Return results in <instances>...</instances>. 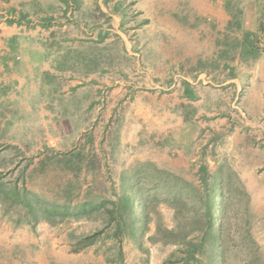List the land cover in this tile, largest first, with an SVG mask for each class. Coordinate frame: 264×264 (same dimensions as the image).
I'll return each mask as SVG.
<instances>
[{"label":"rangeland","instance_id":"rangeland-1","mask_svg":"<svg viewBox=\"0 0 264 264\" xmlns=\"http://www.w3.org/2000/svg\"><path fill=\"white\" fill-rule=\"evenodd\" d=\"M58 1L62 7L16 8L14 18L29 27L73 23L70 33L77 41L66 44L63 37L65 44L51 46L59 72L69 74L29 73L7 64L17 47L1 41L11 7H0V175L8 186L23 180L41 202L66 207L69 216L48 219L0 203V230L6 235L0 237V264H216L210 233L202 253L188 252L207 232L199 198L205 201L206 189H218L216 182L230 184L222 193L223 227L231 235L226 264H264V0H129L133 7L122 21L127 28L118 30L134 53L146 52L150 74L136 73L137 58L125 57L106 12ZM105 32L111 33L108 45L89 43L90 36ZM174 55L180 71L167 72L169 85V78H158L159 63ZM121 66L126 72L113 74L111 81L124 84L126 104L111 106L109 86L93 92L98 98L93 100L84 84L69 85L72 73L84 82V71ZM186 75L209 81L207 105H197L205 121L196 128L207 153L194 155V162L177 156L175 148L158 149L153 121L142 124L133 116L134 96L171 93V85ZM231 79L239 84L227 83ZM182 107L186 119L196 111L194 105ZM171 150L173 156L166 153ZM123 180L147 199L146 222L133 229L128 216L118 215ZM176 180L190 188L177 211L169 205ZM84 204L93 209L78 214ZM135 213L141 216L138 206ZM165 229L178 232L168 237Z\"/></svg>","mask_w":264,"mask_h":264},{"label":"crops","instance_id":"crops-1","mask_svg":"<svg viewBox=\"0 0 264 264\" xmlns=\"http://www.w3.org/2000/svg\"><path fill=\"white\" fill-rule=\"evenodd\" d=\"M72 1L80 3L82 10H101L102 12H106L108 16L114 21L113 31L117 32L120 36V39L123 40V46L125 47L126 51L125 57L126 55H129L137 58L136 73H151L150 69L144 62V60L147 58L146 52H144L142 49V51L134 53L132 51L131 42L127 40L125 34L120 32V30L126 26V24L122 21L124 20L125 16L129 14L130 9L133 7L130 3H128L129 0H122V2L117 0H114L113 2H108V0H70L69 3L71 4ZM58 2V0H0V7H3L5 3L11 7V9L7 10L8 12H5L6 18L10 20L7 22V24L9 23V26L6 25L2 27L1 34L3 35V39L1 41L6 45L11 43V45L17 47V50L10 54L13 56L15 55V58L12 59V61L15 60V62L8 61L7 64L12 66H20L21 69L29 73H36L38 69H40L42 72H49L52 75L70 73V71L59 72L56 62L52 60L54 59V51L52 50L51 46L53 43L57 42L59 44H68L70 42L74 43L77 41L74 39L76 35L70 33L74 27L73 23H71V25H63L60 28L57 25L54 26L49 24L46 25V27L41 25L39 26L37 24L33 27H29V24V26L24 25L16 21L14 18V15L17 13L15 10L16 8L19 10L20 8L22 9L23 6L31 5L33 3L37 4L42 9L54 6L62 7L63 3ZM113 10H116L120 13H114L116 11ZM27 19L31 20V15H29ZM107 30L111 32L112 28ZM59 31L62 33V35L60 34L61 36L58 34ZM103 35V37H97L96 35L90 36L88 39L89 43L98 46L108 45L112 41L111 33L105 32ZM63 37L68 38L69 40H65V43H63ZM177 56H173L176 58L173 61L169 59L162 60V62L159 63V80H167L170 76L167 74V72L174 74L177 71H180V68H178L179 64L177 63L180 60H178L179 58H177ZM120 58L123 59L122 56H120ZM263 63L264 62H262V64ZM166 65L170 66V68ZM122 71L126 72L123 66H121L118 70L116 67L115 71L113 67L102 68L101 70H98L97 68H91L88 71H84V75L88 76L87 79H84V82H80L74 77V73H72L73 78H71L69 81V85L71 88H74L76 85L84 84L85 87H82V89L92 91V98L94 97L93 100L98 99L97 95H95L98 89H101L102 87L108 88L109 86L111 90L113 89L111 92L112 95L110 97L111 106H114L116 102H122L123 104H126L123 96V93H126V90H124V84H122V82L117 79H115L114 82L111 81L113 79V74L121 75ZM170 79L171 77L168 80L169 85L173 82V80ZM206 79L208 80V76H198V78H192V76L186 75V78H181V81L183 80L182 82L179 79L180 82H175V84L171 85V89L173 90L171 93H142L140 95L134 96V105L136 108H134L135 112L133 116L138 115V118H142V122L140 121L142 124H147L150 122V120L153 121V132L156 135L153 136V141L158 146V149L164 151L167 150V147L171 149L175 148V152L177 153L176 155H184V159L188 158L189 162H194V155L197 157V159H200L199 157L203 156V154L206 155L207 148L204 146V144H201L203 142V136L196 131L198 125L205 121L203 116H198L200 115L201 111L197 109V105H207L206 101L208 100L207 96L209 91V81H206ZM227 83H235L237 85L239 84V81L237 79H231L227 81ZM93 92H95L94 96ZM95 103L96 102L93 104ZM183 105H191L192 108L194 105L196 107V111L192 112L194 115H190L189 119H186V113L182 107ZM140 122L136 124H139ZM136 127L137 131L141 128L139 125H136ZM143 127L144 129H148L146 125ZM166 153H169L173 156L172 150ZM154 161H158V163L161 164L160 160ZM161 161L166 164L169 163L170 160L163 157ZM4 236L6 235L2 233V230H0V237L3 238Z\"/></svg>","mask_w":264,"mask_h":264},{"label":"trees","instance_id":"trees-1","mask_svg":"<svg viewBox=\"0 0 264 264\" xmlns=\"http://www.w3.org/2000/svg\"><path fill=\"white\" fill-rule=\"evenodd\" d=\"M24 172V171H23ZM23 178V173H22ZM21 186L19 184H13V185H6L5 182H2L1 175H0V203H9L12 205L21 206L22 208L29 209L32 212H41L46 216L48 219L55 218V217H68V208L61 207L57 205H48L44 204V202H41V200L32 192H29L26 187L24 186L23 180L21 181ZM124 184L122 186V193L118 197V204H119V217L128 216L129 221V229H133L136 227V225H141L146 222V209H147V199L144 197H138L134 194L131 186H125V183L127 180H123ZM180 182L179 180L175 181L174 192H173V199L169 203V205L174 208L177 211V208L175 205L181 206L184 204V199L182 197L184 195H187V190L190 189L189 186L181 182L180 184L176 183ZM216 185L219 186L217 189L214 187L211 191L207 192L206 189V199L205 201L199 198L201 209L204 210L205 213V220H206V227L207 232L203 235L202 239L198 242V244L192 245L189 249V253H202L205 242L207 241L206 235L208 233L209 239L212 241L211 244V250H212V256L211 261L213 263L218 264H226L227 262V252H228V240L230 239V232L225 230L223 227L224 222V198H223V191L230 189V184L225 182H216ZM225 187V188H224ZM170 188V187H169ZM219 195V198L216 199V196ZM176 201V202H175ZM178 202V203H177ZM117 205V204H116ZM113 204L112 206H116ZM199 205V206H200ZM138 206L139 212L141 213V216H136L135 213V207ZM93 208L89 204H84L83 207H81L77 213L78 214H87L89 211H91ZM88 211V212H87ZM219 211H221V214L219 216ZM220 217L222 221L221 225V232L218 230V220L216 217ZM179 222H177L178 224ZM179 229V228H178ZM159 226L156 229V233H160ZM178 230H164V235H168V237L174 236L175 233H177ZM98 234V233H96ZM96 234L92 235V237H95ZM120 234V231L115 232V236ZM90 237H86L85 239H91ZM188 243V242H186ZM190 244V242L188 243Z\"/></svg>","mask_w":264,"mask_h":264}]
</instances>
